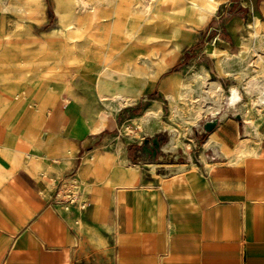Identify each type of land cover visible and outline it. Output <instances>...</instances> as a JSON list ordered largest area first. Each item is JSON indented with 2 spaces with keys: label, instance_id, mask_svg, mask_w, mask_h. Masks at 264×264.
<instances>
[{
  "label": "crops",
  "instance_id": "obj_1",
  "mask_svg": "<svg viewBox=\"0 0 264 264\" xmlns=\"http://www.w3.org/2000/svg\"><path fill=\"white\" fill-rule=\"evenodd\" d=\"M39 1L40 19L29 20L41 27L28 33L34 36L51 31L44 28L51 17L59 27L55 0L49 19L47 2ZM189 1L176 0L185 11L167 18L165 32L175 37L193 22L186 12ZM216 1L204 21L194 19L207 28L200 37L181 56L168 48L164 56L176 53V59L155 77H145L137 84L139 93L120 106L101 96L93 71L100 74L122 60L112 33L124 37L131 13L126 0L112 5L107 47L94 43L79 54L67 52L60 41L31 42L50 49L53 58L46 68L27 72L18 95L0 105V264H264V109L251 110L257 126H247L243 111L251 108V99L243 96L221 111L201 143L188 137L192 127L220 107L183 121L189 125L183 136L170 117L169 96L186 89V81L197 89L189 71L213 75L222 88L220 103L251 77L235 73L239 64L229 57H255L250 32L254 22L264 24V0ZM157 18L147 11V22L158 24ZM216 49L223 68L234 73L218 70ZM185 52L189 58L181 63ZM184 69L190 70L182 75ZM157 105L153 128H138L136 120ZM173 128L176 145L166 143L156 159L129 155L130 145ZM71 179L87 202L82 210L53 203Z\"/></svg>",
  "mask_w": 264,
  "mask_h": 264
},
{
  "label": "rangeland",
  "instance_id": "obj_2",
  "mask_svg": "<svg viewBox=\"0 0 264 264\" xmlns=\"http://www.w3.org/2000/svg\"><path fill=\"white\" fill-rule=\"evenodd\" d=\"M191 1L195 4L190 5ZM45 2H47L48 7H53V0H45ZM115 2L116 0H55L54 12L58 17L59 27L54 28L56 24L53 23V17L48 13V19L51 17L50 22L52 23L47 24L44 28L51 31L43 36H34L28 33L31 31L38 33L41 27H37V25L32 26L29 20L40 19V1L0 0V105H6L14 96L18 95L24 84L23 81L27 72L32 69L34 71L35 69L46 68L45 66L51 62L53 57L50 49L42 51L40 48L31 47L30 44L34 39H38L37 41L46 45L60 41L64 49L68 50L67 52L79 54H86L87 48L94 43L107 47L109 44L107 30L110 21L108 15L111 13L112 5ZM126 2L131 7V13L130 17L125 19L123 44L119 46L122 60L121 62L104 66L100 70V74L93 71L97 76L96 88L98 92L102 97L106 95L110 96V100H113L117 106L132 101L139 93V86L137 84L141 81L144 82L146 80L145 77H155L159 71L176 59V53L164 56L163 53L168 52V48L172 49L171 52L177 50V52L179 51L178 54H180L188 47L192 40L200 37L201 33L207 29L204 24H193L197 16L200 19L202 14L200 8L204 7V0L189 1L190 3L186 8V12L191 16L193 22H189L186 27L177 30L175 37L165 32L162 26L163 24L166 26L170 25V22L167 20L169 16L174 18L175 15L181 16L184 13L185 6L180 4L181 2L177 5L175 4L176 0H155V3L153 0H126ZM166 2L167 5H164ZM169 2H173L172 5L168 4ZM216 4L217 1L214 0L210 9L205 7L206 17L214 12ZM149 9L153 10L156 17H158V24L146 21ZM253 28L250 34L255 39V57L251 60H246L242 53L238 56L233 55L229 57L233 61H235L234 58L237 59L239 68L236 72L223 68L221 58L219 57L220 52L217 49L214 51V54L218 57L217 65L218 70L220 67V72H238L240 75H250L251 77L247 80L251 79V82H254L253 86L255 85L254 87L257 88V92H260L259 87L264 86V52L262 51L264 24L258 25L254 22ZM55 48L58 49L60 47L55 45ZM58 51V54H60L61 50ZM71 59L73 58L69 56L67 61L77 64L78 59ZM195 68L197 66L191 70L194 71ZM186 70L190 69L181 70L180 73L183 75L186 73ZM200 71L192 75L189 71L187 74L188 78H192L191 81L194 83L193 85L197 86V89L192 87L189 81H186L183 84L188 85L187 90L181 88L178 93L171 95V98L169 96L170 117L178 123L179 129H182L181 136L186 132L184 128L186 126L189 127V125L184 124L185 121L188 124L190 123V120L187 119L194 118L196 120L209 108L215 109L219 106L221 111L225 108H232L226 107L223 104L224 98L228 93L220 103L221 94L213 90L208 91V84L206 83L211 85V82H217V80L212 78L213 75L209 76L205 70ZM238 89L242 97L245 96L251 99V108H245L243 111L245 123L249 127H256L257 125L251 114V110L255 109L257 113H260L264 109V105L259 104L255 97L243 94L242 86ZM194 90L197 92H194ZM103 100L104 102H109L108 100ZM184 103H186V106H184ZM165 108V114L167 115L168 109L167 107ZM159 115L160 110L158 105L157 109L153 107L147 109L145 114L136 120L138 128H153L152 124L159 119ZM203 119L198 120L194 127H192V134L188 136L194 138L196 143H201L205 138L204 136L201 139V122ZM194 128L198 129L197 134ZM170 131L171 129L169 131H160V133L164 135V143L171 141L170 144L175 146L178 131L174 128L173 133ZM127 133L130 135L133 131L127 128Z\"/></svg>",
  "mask_w": 264,
  "mask_h": 264
},
{
  "label": "water",
  "instance_id": "obj_3",
  "mask_svg": "<svg viewBox=\"0 0 264 264\" xmlns=\"http://www.w3.org/2000/svg\"><path fill=\"white\" fill-rule=\"evenodd\" d=\"M250 80H247L246 83L242 86V93L246 96L255 97L259 104L264 105V86L259 87L260 92H257V88L250 84ZM242 100V95L238 88H231L228 91V95L224 98L223 104L226 107L234 108L237 103ZM221 113V108L217 110H212L208 115L202 120L201 127L204 132H210L217 124L218 115ZM236 118H240V114H236ZM159 134V133H157ZM156 133L149 137H144L141 142V150L144 151L142 156L147 157L148 153L150 154L151 159H156L157 155L163 153L162 147L163 139L159 142L156 139ZM149 144V145H147ZM208 157V156H206Z\"/></svg>",
  "mask_w": 264,
  "mask_h": 264
},
{
  "label": "built area",
  "instance_id": "obj_4",
  "mask_svg": "<svg viewBox=\"0 0 264 264\" xmlns=\"http://www.w3.org/2000/svg\"><path fill=\"white\" fill-rule=\"evenodd\" d=\"M91 158L92 156H89V159ZM53 203H59L63 210H68L73 204H77L81 210L87 206V202L80 199L79 184L74 179H71L67 184L60 187L53 196Z\"/></svg>",
  "mask_w": 264,
  "mask_h": 264
},
{
  "label": "bare ground",
  "instance_id": "obj_5",
  "mask_svg": "<svg viewBox=\"0 0 264 264\" xmlns=\"http://www.w3.org/2000/svg\"><path fill=\"white\" fill-rule=\"evenodd\" d=\"M164 1H171V0H164ZM214 0H204V7H201L200 9H201V11H202V14H201V16H200V19L201 20H204L205 19V17H206V12H205V7L207 8V9H210L211 8V5H212V2H213ZM193 4H195V3H193V1H191V3H190V5H193ZM198 7H199V5H198ZM256 23L259 25V24H261L260 22H258V21H256ZM113 35H112V41H113V44L115 45V46H117V47H119V46H121L122 44H123V39H124V37L123 36H121V35H119L116 31H114L113 30V33H112ZM260 51V50H259ZM262 51L264 52V44H262ZM260 60V59H259ZM251 67V66H250ZM205 82H206V80H204ZM214 83V84H213ZM254 83V82H253ZM253 83L251 82L250 84H252V86H253ZM206 84H208V86H207V88H208V91H215V92H217V93H220L221 94V92H222V88L220 87V84L218 83V82H211V85H209V83H206ZM255 86V85H254ZM206 94V93H205ZM215 101V100H214ZM219 107V106H218ZM170 139V138H169ZM168 142V141H167ZM166 142V143H167ZM165 143V144H166ZM164 144V145H165ZM163 145V146H164Z\"/></svg>",
  "mask_w": 264,
  "mask_h": 264
},
{
  "label": "trees",
  "instance_id": "obj_6",
  "mask_svg": "<svg viewBox=\"0 0 264 264\" xmlns=\"http://www.w3.org/2000/svg\"><path fill=\"white\" fill-rule=\"evenodd\" d=\"M233 7H235V6H230V8L232 9ZM238 10H245V8H242V7H238L237 8ZM47 13H49V14H51V15H54L53 14V11H52V8H50V7H48L47 8ZM220 35H221V37H223L224 35L220 32ZM192 49V48H191ZM188 58H189V56H188V53L187 52H185L184 53V58H183V60H182V62L181 63H186L187 62V60H188ZM197 130L198 129H196L195 130V132H196V134H197ZM201 139L206 135V132H204V131H202L201 132ZM164 140V139H163ZM165 141H163V143H164ZM141 147V144H139V145H137V144H132V145H130L129 146V149H128V151H129V155H131V157L133 156L135 159L137 158V157H139V156H137L136 154H135V150H137V149H139Z\"/></svg>",
  "mask_w": 264,
  "mask_h": 264
},
{
  "label": "flooded vegetation",
  "instance_id": "obj_7",
  "mask_svg": "<svg viewBox=\"0 0 264 264\" xmlns=\"http://www.w3.org/2000/svg\"><path fill=\"white\" fill-rule=\"evenodd\" d=\"M164 135L163 134H161V133H159V134H157L156 135V139H157V141H161L164 137H163ZM147 145H149V144H147ZM141 148V147H140ZM137 149V150H135V154L137 155V156H139V157H141L142 156V154L144 153V151H142L141 149ZM158 156V155H157ZM147 158H150V154L148 153V155H147Z\"/></svg>",
  "mask_w": 264,
  "mask_h": 264
}]
</instances>
